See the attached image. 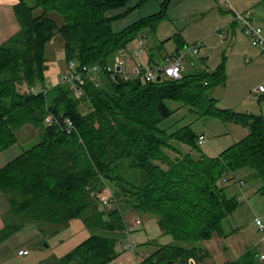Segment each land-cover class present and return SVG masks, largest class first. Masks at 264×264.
<instances>
[{"label":"trees","instance_id":"16d2710c","mask_svg":"<svg viewBox=\"0 0 264 264\" xmlns=\"http://www.w3.org/2000/svg\"><path fill=\"white\" fill-rule=\"evenodd\" d=\"M129 2L18 0L13 12L19 30L0 46V151L17 144L16 133L24 127L35 138L0 167V196L8 202V213L52 225L57 232L80 220L90 231L56 264L111 263L126 235L127 209L154 216L159 230L171 238L137 264H187L189 258L203 263L208 253L197 244L218 234L238 207L221 185L235 171L248 168L263 181L264 196L262 118L219 109L206 96L224 81L223 61L213 71L197 70L175 81L116 77L113 81L105 74L98 88L86 81L79 98L68 85L45 87V49L55 36L62 42L64 68L69 61L105 67L142 31L154 32L167 17L168 1L163 0L159 12L113 32V18L106 12ZM50 13L57 14L61 24ZM167 101L188 107L195 118L240 124L247 134L216 156H207L198 148L199 135L188 127L173 134L159 127L173 113ZM65 119L71 121L69 131ZM172 139L190 144L198 158L172 149ZM167 151L174 153L173 158ZM108 187L113 188L116 203L104 205L100 195L109 193ZM5 226L0 241L18 229L12 225L14 229L5 231ZM258 257L249 248L225 264H261Z\"/></svg>","mask_w":264,"mask_h":264},{"label":"rangeland","instance_id":"374dc122","mask_svg":"<svg viewBox=\"0 0 264 264\" xmlns=\"http://www.w3.org/2000/svg\"><path fill=\"white\" fill-rule=\"evenodd\" d=\"M161 2L162 0H147L143 4H139V0H130L127 6L123 8L108 10L106 16L113 18L111 25L113 32H120L139 19L159 12L161 9ZM172 7L173 5L170 3L167 8L169 17L160 22L154 32L147 30L142 31V33L122 51L127 62L126 69L133 68L134 60L129 59V56L135 51L138 52L141 50L140 56L134 57L136 64L147 67V62L152 58L155 62L150 61V64L156 63L158 65H165L167 62L166 58L176 53V48H178L177 41L181 36L187 39V42H189L187 43L188 45L194 44L191 43V40L199 35L203 29L200 26H195L196 21H188L192 16L190 14H187V16L185 15V17H183L185 19H175L176 12L171 10ZM49 16L58 24H61V18L57 14L50 13ZM205 21H209V18ZM187 23H192L194 26H186ZM248 42L249 41L246 40V43ZM212 51L214 55L210 57L211 60H209L208 63L209 69L216 68L214 63L217 62L218 64L222 60V53L218 51V48ZM45 58L48 63V69L45 72L44 84L45 87L51 88L57 83L59 84L58 75L64 70L62 42L59 36H55L47 44ZM198 58L199 55L192 58V60L195 61V68L189 66L188 60L186 58L184 59L183 65H185V69L183 75H191L198 70ZM231 59L230 67L232 66L234 69V62ZM228 88L233 89L232 82L229 83ZM236 91L238 92L237 94H240L239 90ZM166 104L173 113L168 118L162 120L159 127L168 134H173L184 127H188L196 136L204 135L205 140L198 148L207 156H216L238 140L236 139L238 135L234 133L232 127L227 124L233 122H223L211 117L195 118L186 106H182L174 101H167ZM32 132L30 128L26 127L17 131L18 143L0 151V167L5 166L19 156L22 148H28L34 143L35 138ZM229 132L233 133L232 136L226 134ZM170 145L175 151L188 154L194 159L199 156L198 151L188 143L172 139L170 140ZM168 154L173 158V152L169 151ZM221 186L225 188L227 197H230L229 189H231L234 184L226 181ZM232 189L234 190L235 188ZM108 190L109 193H104L106 199L109 201L113 200V202L116 203V201L112 199L113 188L108 187ZM258 194L256 197H260ZM233 197L237 198V194L235 193ZM237 201L238 205L242 203L240 210H234L236 212L232 211L231 215L222 222L221 231L197 244V246L206 250L208 253V255L203 258V264H225L227 261L233 258L235 259L242 250L247 248L258 250L260 248L258 245L252 246L253 242L258 240L261 236L258 234L259 230L251 227L253 215H249L248 219L247 210L245 208L246 204H243L245 200L241 202H239V200ZM256 207H258V205H256ZM8 211L9 205L7 200L0 196V218H2L3 223L6 225L5 231L14 229L12 225L18 226V229L12 230L7 234L1 243H5L6 248H11L12 250L24 248L23 250L31 252L32 249H35V252L39 253L42 257V262L53 259L51 263L56 264L60 258H63L79 243L90 236V231L84 227L80 220H73L68 226L63 227L57 232L56 227L54 228L52 225L46 226L44 223H34L22 219L21 217L16 219L13 214H6ZM258 216L263 220V217L260 215ZM124 218L127 222L125 223L126 227H131V223L136 218L141 221V225L137 231L130 230V233H126L125 236H122L124 238L121 239L122 242L117 247V252L119 254L108 264H137L142 257L152 254L157 246L166 245L171 242V238L164 235L159 230L154 216L146 214L140 215L127 209L124 212ZM236 223L238 227L235 226ZM248 224L250 227H248ZM2 233L3 232H1V234ZM129 243L135 245L134 251L124 250V246Z\"/></svg>","mask_w":264,"mask_h":264},{"label":"crops","instance_id":"0c3cea01","mask_svg":"<svg viewBox=\"0 0 264 264\" xmlns=\"http://www.w3.org/2000/svg\"><path fill=\"white\" fill-rule=\"evenodd\" d=\"M167 1V8L170 3L173 5L171 10L176 12L175 19H181L185 17V15L187 16V14H190L192 16L188 21H196L195 26H200L203 29L199 35L191 40V43L194 44L201 43L197 53V56L199 55L198 70H215L221 62L218 64L215 62L214 66H216V68L209 69L208 63L209 60H211L210 57L214 55L212 53L214 51L212 50L218 48V51L222 53L221 61L224 62V81L209 89L206 92V96L209 99L215 100L219 109L232 111L238 114L260 116L264 123V50L252 46L250 42L246 43V40H249L242 31L239 23L235 20V14L241 15L250 13L264 31V0ZM17 3L18 0H0V46L4 45L19 30V24L13 12V6ZM168 17L169 15L167 13L166 19ZM208 18L209 21H205ZM188 25L194 26L192 23H187L186 26ZM187 43H189L187 39L181 36L177 41L178 48L176 49L181 51L187 46L194 45H188ZM185 58L188 60L189 66L195 68V61L192 60L194 56L186 55ZM129 59L134 60L135 66V58L130 55ZM230 59L234 62V69L232 66L230 67ZM150 60L155 62L152 58H150ZM150 60L147 62V66L152 65L150 64ZM126 65L125 70L128 72L131 71V68L126 69ZM184 69L185 65H183L182 75ZM231 82L233 83V89L228 88ZM259 86L263 87V92L256 91ZM236 90H239L240 94H237L238 92ZM227 124H229L234 133L238 135L236 137L238 140L235 142L246 136L247 130L244 126L234 122ZM226 134L232 136L233 133L229 132ZM231 177L232 179L229 180V182L234 184L232 188L235 189H229L230 197L234 198L233 195L236 193V200H239V202L245 200L243 204H246L245 208L247 210L248 219L249 215H253L251 227L258 230V228L254 226L253 221L257 218L260 219L258 216L260 215L263 217V220H260L264 224V196L259 192L263 186V181L253 176L248 168L235 171L232 173ZM256 193H259L258 195L260 197H256ZM256 205H258V207H256ZM241 206L242 203L238 205L236 211L240 210ZM6 214H8V212ZM4 225L2 218H0V230ZM235 226L238 227V224L236 223ZM248 227H250L249 224ZM258 234L261 236H258V240L254 241L252 246L258 245L260 248L258 250L251 249L256 251L259 255L264 252V241L262 240L263 233L259 231ZM2 241L3 239L0 241V264H52L51 262L53 259L42 262V257L39 253L35 252V249H32V251L28 250L31 252H28L26 255H19L20 251L27 250H23L24 248H17L15 250L11 248L7 249L5 243H1ZM247 249L242 250L235 259ZM235 259L233 258L230 261Z\"/></svg>","mask_w":264,"mask_h":264},{"label":"built area","instance_id":"2783aa9c","mask_svg":"<svg viewBox=\"0 0 264 264\" xmlns=\"http://www.w3.org/2000/svg\"><path fill=\"white\" fill-rule=\"evenodd\" d=\"M235 20L239 23L242 28V31L248 38L250 44L254 47L260 48L264 50V31L257 24V21L250 13H245L244 15L235 14ZM201 43H196L193 46H187L183 48L181 51L173 54L166 58L165 65L152 64L150 66H142L139 64H135V66L131 69V71L125 70L126 59L123 54L116 55L113 58V63L110 66L100 67L97 64L91 65H83L79 66L74 61H69L65 66L64 70L58 75L59 84L68 85L76 98L81 97L83 93V85L86 81L90 82L95 88H98L101 83V76L105 74H109L111 79L114 81L115 77L117 79L122 78L127 80L129 78H140L144 82L151 83L156 81V77L160 76L161 78L169 79V80H179L182 78V70L183 63L186 55L196 56L198 53V49ZM141 53L140 51H135L131 54L132 57H139ZM32 93H36L35 91L30 89ZM257 92H263V87L259 86L256 89ZM46 121L50 120L46 118ZM55 122V121H54ZM64 124L66 125L67 130L71 128L72 124L69 119L64 120ZM204 142V137L199 135L197 138L198 145H202ZM225 181V178L223 179ZM100 198L104 205L108 204V199H106L105 194H101ZM141 225V221L136 218L132 223L131 227H126V233H130V230H138ZM254 225L258 228L260 232L263 233L262 240L264 241V224L260 219L254 220ZM134 244H126L124 246V250L126 251H134ZM27 251H20L19 255H26ZM259 261L261 264H264V252L259 254ZM187 264H203L198 263L195 259L189 258L187 260Z\"/></svg>","mask_w":264,"mask_h":264},{"label":"water","instance_id":"95a60500","mask_svg":"<svg viewBox=\"0 0 264 264\" xmlns=\"http://www.w3.org/2000/svg\"><path fill=\"white\" fill-rule=\"evenodd\" d=\"M161 79H160V76H157L156 77V82H159Z\"/></svg>","mask_w":264,"mask_h":264}]
</instances>
